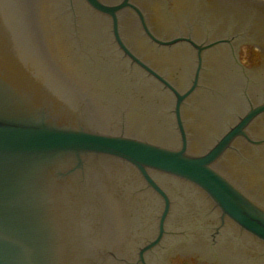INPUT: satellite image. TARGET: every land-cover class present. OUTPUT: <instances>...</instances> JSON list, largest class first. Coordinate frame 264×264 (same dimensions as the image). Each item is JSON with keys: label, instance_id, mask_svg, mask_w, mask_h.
Masks as SVG:
<instances>
[{"label": "water", "instance_id": "1", "mask_svg": "<svg viewBox=\"0 0 264 264\" xmlns=\"http://www.w3.org/2000/svg\"><path fill=\"white\" fill-rule=\"evenodd\" d=\"M16 7L21 12V26L25 31L24 37L32 35L42 49L49 54L48 60L52 63V73L61 78L66 87L79 89L86 99L82 106L87 111H92L94 116L90 120L108 122V129L119 128L122 121L128 123L129 130H135L139 134L150 135L143 131L144 124L150 125L154 133L162 130L170 141L175 139V132L171 131L168 118V96L160 90L158 83L147 77L142 70L131 66L113 52L112 41L109 32L108 18L89 8L84 0H15ZM96 8L109 12L113 19L114 29L117 32V19L115 11L117 7H106L96 0H89ZM112 3V0H103ZM24 10V17L23 16ZM120 26L123 38L133 46L136 51L144 56L147 61L162 72L174 76L175 68H182L185 77L191 76V62L187 61L183 54L170 65H159L152 54L153 44L141 39L124 17L120 14ZM0 41H10L7 26H0ZM29 35V36H28ZM31 35V36H30ZM251 35L242 36L249 38ZM264 38V34H255L256 41ZM140 41H144L143 48ZM252 44L254 41H246ZM252 48V49H253ZM181 52V51H180ZM229 54L231 66L223 61L213 62L210 55L206 57L202 70V86L191 95L188 103L184 106L186 124L192 140L199 136V130L205 135L213 133L214 125L233 119L236 112L235 102H243V93L258 87L256 80L248 85L244 74L235 71V64ZM5 54L0 55L1 71L9 74L7 82L16 83L21 76L15 74L10 63L5 59ZM189 60V59H188ZM223 60V59H222ZM229 63V62H228ZM189 64V65H188ZM222 66V67H221ZM221 67V68H220ZM233 69V74L229 68ZM220 68V69H219ZM219 69V70H218ZM0 74L1 84L6 83ZM176 80L178 78L176 77ZM36 85L43 83L42 79L35 80ZM76 88V89H75ZM74 92L73 95L76 93ZM126 94L130 102L123 104L121 96ZM136 99L138 101H136ZM99 120V121H98ZM5 121V120H4ZM0 120V264H72L69 260L68 251L61 252L47 250V236L34 231L33 222L39 220L41 215L35 205V198L30 190L19 187L18 184L25 180L24 177L17 179L12 173L17 170L20 161L30 157L34 151L49 150H83L102 152L120 156L140 169L150 166L160 170H166L173 174L190 179L205 188L220 207L226 209L240 223L256 232L264 235V226L255 223V220L247 216L235 201L236 195L228 188L224 181L215 175L206 164L211 156L202 159H191L179 154L170 153L158 148L146 146L135 141L106 137L89 132L73 130H52L43 128H31L10 124ZM174 132V133H173ZM168 139V138H167ZM174 142V141H173ZM172 143V142H171ZM31 154V155H29ZM131 176L127 179L126 175ZM136 175V174H135ZM129 172L121 163L103 164L101 170L91 176L93 190L91 191L90 204L67 205L68 214L75 213V207L92 211L93 225L97 233L85 232V240L93 245H99L102 239L105 250L104 259L100 264H108V224L112 218L108 217V210L121 208L128 212L124 215L128 231L136 230L139 226L138 219L147 208L145 203L153 196L145 192H138L134 196L129 193L134 189L137 178ZM24 176V175H23ZM162 183L168 188L174 199V211L197 204L198 195L194 188L180 184L172 177H166ZM135 181V182H134ZM134 182V184H130ZM91 183V184H92ZM130 184V185H129ZM132 204L130 206L124 201ZM142 202V205L139 203ZM121 203L120 206H115ZM133 215L127 219L129 213ZM138 213V215H137ZM137 216V222H135ZM117 218V214H116ZM43 222V221H42ZM79 222V221H78ZM76 223V233L85 231L86 225ZM142 223V222H141ZM35 225V224H34ZM121 231H118L120 234ZM67 236L68 232L65 231ZM69 240L70 238L67 237ZM114 235H111L113 237ZM48 255H50L48 257ZM52 255L55 260L52 261Z\"/></svg>", "mask_w": 264, "mask_h": 264}, {"label": "flooded vegetation", "instance_id": "2", "mask_svg": "<svg viewBox=\"0 0 264 264\" xmlns=\"http://www.w3.org/2000/svg\"><path fill=\"white\" fill-rule=\"evenodd\" d=\"M180 1L172 0V5L168 7L173 9ZM201 1L202 4L211 3V0ZM250 56L256 67L263 62V55L257 51H252ZM255 122L251 124L248 132L255 138H261V135H264V114ZM259 146L246 142L248 150L253 152V160L247 161L254 168H250L251 174L248 170L243 172L249 179L248 186L264 197V148H257ZM240 156L245 158L241 152ZM257 168H262V172ZM209 220L207 225L204 224L199 230L188 229L183 235L182 231H178L179 234L175 235L176 238L171 241L167 250L147 259V264H264V245L261 246L248 236L241 238V235H237L236 226L228 219L223 222L220 218L210 217ZM204 242L207 245L202 246ZM152 253L155 254L156 251Z\"/></svg>", "mask_w": 264, "mask_h": 264}, {"label": "rangeland", "instance_id": "3", "mask_svg": "<svg viewBox=\"0 0 264 264\" xmlns=\"http://www.w3.org/2000/svg\"><path fill=\"white\" fill-rule=\"evenodd\" d=\"M115 1L117 0H112V2ZM228 2L229 6L231 8L233 6L236 12L229 10L227 13H223L219 16H216L213 13L207 14L201 12H191L190 14L180 12L177 15H172L171 13L166 12L165 14H162L165 15V22L167 21L166 23H171L173 25L172 28H167L165 25L159 23L157 15H154L155 6L151 2H148V0H141L139 3L149 13V25L154 27L158 34L165 36L185 32L187 30H195L196 26H204L207 23H210L215 27H226L223 30H217V33H223L232 29V31H235L236 33H244L245 31L249 34V30L253 28L256 34H264V27H261V24L264 22L260 21L261 18L264 19V0H228ZM121 15L141 39L148 40L144 36L135 14L127 9L121 11ZM202 32H204L202 29L195 30L198 40L203 38V35H200ZM247 47L248 44L242 46V52H244L243 49H246ZM250 47L252 48V46Z\"/></svg>", "mask_w": 264, "mask_h": 264}]
</instances>
